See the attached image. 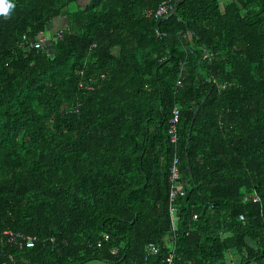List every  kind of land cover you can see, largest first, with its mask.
<instances>
[{"label":"trees","instance_id":"trees-1","mask_svg":"<svg viewBox=\"0 0 264 264\" xmlns=\"http://www.w3.org/2000/svg\"><path fill=\"white\" fill-rule=\"evenodd\" d=\"M76 1L0 15V264H264V0Z\"/></svg>","mask_w":264,"mask_h":264},{"label":"built area","instance_id":"built-area-1","mask_svg":"<svg viewBox=\"0 0 264 264\" xmlns=\"http://www.w3.org/2000/svg\"><path fill=\"white\" fill-rule=\"evenodd\" d=\"M176 0H161L155 8L146 7L143 10L145 16H151L153 18H161V16L166 15L174 10ZM61 34V29H57L54 34H51L49 37H45L40 32L35 39H26L24 38V45L33 46V47H40L45 46L47 48V42H54V39ZM205 52V50H204ZM176 83H180V79L176 80ZM170 117L168 118V125H167V133L169 136V142L173 145L172 151V159L169 164V172H168V179H169V190H168V214L170 220V232H174L176 228V223L178 220V215L176 212V206L174 204V200L179 196L184 194V189L180 182V172H179V153H177V139H178V130H177V123L179 121V105L178 103H174L171 107ZM258 200L257 194L248 193L244 194L243 200ZM197 213H192V218H196ZM239 217L242 218V214H239ZM6 236V242H13L14 244L21 245L23 242L21 239L24 240L26 245H31L35 239L34 236L26 235L20 232H16L18 235L12 234V231L9 228H5L2 231ZM20 236V237H17ZM159 243L154 241H149L144 245V253L145 256L150 254H156L159 250ZM11 258V256L9 257ZM162 264H173V257L172 254L169 252L164 258Z\"/></svg>","mask_w":264,"mask_h":264},{"label":"crops","instance_id":"crops-1","mask_svg":"<svg viewBox=\"0 0 264 264\" xmlns=\"http://www.w3.org/2000/svg\"><path fill=\"white\" fill-rule=\"evenodd\" d=\"M78 2L81 4V6H83L87 2V0H78ZM66 18L67 17L65 16V14L55 17L53 21L47 26V28L41 32L42 35H44L45 37H49L51 34H54L57 29H62L63 25H65L66 23ZM46 44L47 48L50 49V47L52 46V42L49 41Z\"/></svg>","mask_w":264,"mask_h":264},{"label":"clouds","instance_id":"clouds-1","mask_svg":"<svg viewBox=\"0 0 264 264\" xmlns=\"http://www.w3.org/2000/svg\"><path fill=\"white\" fill-rule=\"evenodd\" d=\"M14 7L15 5L11 2V0H0V15L7 18Z\"/></svg>","mask_w":264,"mask_h":264},{"label":"rangeland","instance_id":"rangeland-1","mask_svg":"<svg viewBox=\"0 0 264 264\" xmlns=\"http://www.w3.org/2000/svg\"><path fill=\"white\" fill-rule=\"evenodd\" d=\"M76 6H81V4L78 2V0L76 2L70 3L69 8H75Z\"/></svg>","mask_w":264,"mask_h":264},{"label":"bare ground","instance_id":"bare-ground-1","mask_svg":"<svg viewBox=\"0 0 264 264\" xmlns=\"http://www.w3.org/2000/svg\"><path fill=\"white\" fill-rule=\"evenodd\" d=\"M21 233V232H20ZM26 235H28V234H26ZM24 244H25V242H24ZM26 245V244H25Z\"/></svg>","mask_w":264,"mask_h":264},{"label":"water","instance_id":"water-1","mask_svg":"<svg viewBox=\"0 0 264 264\" xmlns=\"http://www.w3.org/2000/svg\"><path fill=\"white\" fill-rule=\"evenodd\" d=\"M178 2H179V1H178ZM178 2H177V3H178ZM187 139H188V138H187Z\"/></svg>","mask_w":264,"mask_h":264}]
</instances>
